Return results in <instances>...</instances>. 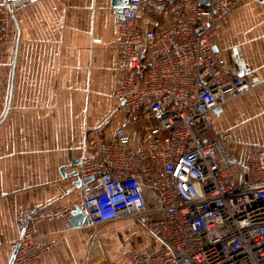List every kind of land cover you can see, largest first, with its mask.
<instances>
[{
    "label": "built area",
    "instance_id": "built-area-1",
    "mask_svg": "<svg viewBox=\"0 0 264 264\" xmlns=\"http://www.w3.org/2000/svg\"><path fill=\"white\" fill-rule=\"evenodd\" d=\"M241 0H132L119 20L118 103L145 122L148 140L134 145L126 127L95 136L79 160L82 208L90 225L121 220L140 225L159 244L152 254L126 253L128 264H264V146L236 164L232 138L212 114L258 88L257 76H238L216 52L217 32ZM164 7L167 25L142 30L141 14ZM15 24L0 6L5 42ZM74 210L50 206L17 217L12 264H42L54 244L36 243L38 226L70 227ZM88 264H110L97 238Z\"/></svg>",
    "mask_w": 264,
    "mask_h": 264
},
{
    "label": "crops",
    "instance_id": "crops-1",
    "mask_svg": "<svg viewBox=\"0 0 264 264\" xmlns=\"http://www.w3.org/2000/svg\"><path fill=\"white\" fill-rule=\"evenodd\" d=\"M1 5H11L15 17L8 42L0 46V264H11L19 215L50 206L82 208L83 187L69 176L78 171L72 163L86 155L90 138L108 139L126 127L134 145L143 147L148 134L144 120L116 99L120 33L111 0H0ZM140 25L166 26L164 7L141 14ZM215 47L235 74L264 82V0H241L217 32ZM212 119L232 138V160L245 167L250 148L264 146V84L220 106ZM94 237L110 264H128L129 251L159 250L131 220L77 228L45 221L36 243L54 245L41 262L88 264Z\"/></svg>",
    "mask_w": 264,
    "mask_h": 264
},
{
    "label": "water",
    "instance_id": "water-1",
    "mask_svg": "<svg viewBox=\"0 0 264 264\" xmlns=\"http://www.w3.org/2000/svg\"><path fill=\"white\" fill-rule=\"evenodd\" d=\"M23 1H26V0H15V3L19 4ZM131 1L132 0H111V7L115 11V16L118 20L122 19V12L125 8L129 7ZM257 1L262 2L263 0H257ZM72 164H73V166H76V165H79V162L78 163L73 162ZM77 175H78V172H73L72 174H70L69 177L75 178ZM91 181H92V179L85 181V182H81L78 180V182L76 183V186L81 187V186L88 184ZM88 224H90V222H89L87 216L85 215L84 208L76 209L74 211V218L71 221L70 226L72 228H77V227H81V226L88 225ZM16 251H17V248L14 251V256L16 254ZM13 260H14V257L12 258L11 264L13 263Z\"/></svg>",
    "mask_w": 264,
    "mask_h": 264
},
{
    "label": "rangeland",
    "instance_id": "rangeland-1",
    "mask_svg": "<svg viewBox=\"0 0 264 264\" xmlns=\"http://www.w3.org/2000/svg\"><path fill=\"white\" fill-rule=\"evenodd\" d=\"M161 19H162V18H161ZM163 22H164V21H163ZM13 27H14V25H11V26H10V28H9V30H8L7 38L5 39V42H4L2 45H0V46H3V45H5V43L8 42V38H9L10 32L12 31ZM94 238H97V237H94ZM97 239H98V241L100 242V244L103 246V244L101 243L100 239H99V238H97ZM92 241H93V240H92ZM92 241H91V242H92ZM91 242H90V244H89V250H90ZM103 251H104V247H103ZM104 253H105V252H104Z\"/></svg>",
    "mask_w": 264,
    "mask_h": 264
}]
</instances>
